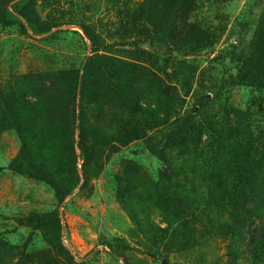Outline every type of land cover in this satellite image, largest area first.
Returning <instances> with one entry per match:
<instances>
[{"label": "rangeland", "instance_id": "obj_1", "mask_svg": "<svg viewBox=\"0 0 264 264\" xmlns=\"http://www.w3.org/2000/svg\"><path fill=\"white\" fill-rule=\"evenodd\" d=\"M160 9L30 0L57 35L0 23V264H264V0ZM261 146L229 208L232 156Z\"/></svg>", "mask_w": 264, "mask_h": 264}, {"label": "trees", "instance_id": "obj_2", "mask_svg": "<svg viewBox=\"0 0 264 264\" xmlns=\"http://www.w3.org/2000/svg\"><path fill=\"white\" fill-rule=\"evenodd\" d=\"M157 1L158 3H160L161 8L163 9V10L160 9L161 12H159L158 15L163 14V17H165V16H168V14H170V15H174L175 17L177 16L179 19H181V18L188 17L194 0H157ZM29 2L30 0H13L12 3L2 7L1 14H0L1 25L6 28L14 26V25L19 26V29L21 31H24V32L30 31L31 34L35 37H43L46 35L47 37H51V36L54 37L55 35H57V33L59 32L49 34L50 33L49 30L39 29L36 27V25L33 22L23 17L22 15L23 10ZM156 19L157 17L154 18V20ZM89 62L90 61L88 60L86 64L84 65L85 69L88 66ZM259 69H260L259 74H247L246 77H248V79L250 80V83L254 84L255 87L257 86L264 90L263 64H262V67H260ZM255 70H258V69H255ZM232 133H233L232 138L233 137L235 138L237 134H235L234 132ZM262 151H263V147L261 146L259 151H257L256 149L254 150V152L252 153L253 154L252 156H250L248 153L244 154L243 156H241L239 153L232 156V162H234V164L237 165V167L234 166V168L231 170V167L228 165L227 172H224L225 178L226 179L230 178L232 183L228 190L229 192H227V195L221 198V201L225 203L226 205H228L229 208L235 207L234 198L236 199L239 197L240 199L241 193H243L245 191L244 190L245 187L248 186L247 182L250 181L251 179L250 177H248L250 173V172L248 173V170H251V168H253V166L256 164L255 156L257 154L263 157V155L261 154ZM239 184H242L241 188L238 186ZM261 212H263V210ZM261 212L259 213L255 212L254 214L257 218H259L261 216H264V214H261ZM262 239H264V236H262ZM102 245L108 246L104 242L102 243Z\"/></svg>", "mask_w": 264, "mask_h": 264}]
</instances>
